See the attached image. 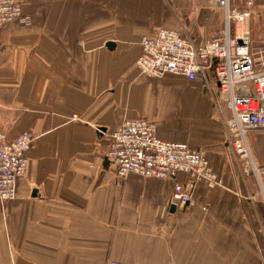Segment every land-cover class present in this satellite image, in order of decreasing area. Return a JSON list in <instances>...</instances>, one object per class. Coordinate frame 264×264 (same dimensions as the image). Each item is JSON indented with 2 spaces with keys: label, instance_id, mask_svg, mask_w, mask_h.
Here are the masks:
<instances>
[{
  "label": "crops",
  "instance_id": "obj_1",
  "mask_svg": "<svg viewBox=\"0 0 264 264\" xmlns=\"http://www.w3.org/2000/svg\"><path fill=\"white\" fill-rule=\"evenodd\" d=\"M22 1L31 22L0 29V128L37 139L17 197L0 201V264H263L261 251L246 248L244 199L252 191L227 141L225 97L210 76L150 78L136 65L142 37L178 30L171 16H185L183 4L202 31L188 19L186 26L206 38L216 2ZM249 28L262 68L264 0H254ZM137 118L156 121L165 139L205 150L221 183L199 184L193 202L172 211L175 183L187 175L119 177L109 133ZM249 135L254 162L264 164V134Z\"/></svg>",
  "mask_w": 264,
  "mask_h": 264
},
{
  "label": "built area",
  "instance_id": "obj_2",
  "mask_svg": "<svg viewBox=\"0 0 264 264\" xmlns=\"http://www.w3.org/2000/svg\"><path fill=\"white\" fill-rule=\"evenodd\" d=\"M214 1L224 10L225 23L207 41L196 43L181 31L161 29L155 35L142 37V53L136 65L141 74L150 78L174 74L193 81L201 75L210 76L232 113L226 122L228 144L242 162L251 160L254 164L248 135L264 130V66L258 67L251 50L249 28L254 0ZM30 22L31 16L23 9L21 0H0V29ZM109 135L108 157L117 167L119 177L188 176L186 181L175 183L170 204L177 208L183 209L193 202L199 184L221 183L205 150L163 138L154 120L126 119ZM36 139L31 130L10 138L0 128V201L17 197L18 181L27 175L29 152Z\"/></svg>",
  "mask_w": 264,
  "mask_h": 264
},
{
  "label": "rangeland",
  "instance_id": "obj_3",
  "mask_svg": "<svg viewBox=\"0 0 264 264\" xmlns=\"http://www.w3.org/2000/svg\"><path fill=\"white\" fill-rule=\"evenodd\" d=\"M187 1V0H185ZM183 1V2H185ZM23 9L24 8V2L21 0ZM204 3H208L205 2ZM210 4V3H209ZM214 9L211 12L212 13V19H213V29L212 32L218 29H221L224 26L225 23V15L224 10L220 7L213 6ZM187 7L183 4V13L185 12L186 15H190L189 12L186 9ZM180 15L178 12L174 11V14L171 16L173 20L177 21V28L180 29L182 33H184L186 36L191 38H197V40H204L209 36H211L212 32H209L210 34L207 35L206 38L202 37V34L198 33H192V30L202 31V26H200V19H197V22L194 20L195 16L190 15L188 16ZM185 19H188V26L185 24ZM178 29V30H179ZM194 36V37H193ZM209 39V38H208ZM184 87L191 88L194 83H185ZM208 84V83H207ZM163 105L165 108H168V104L163 101ZM158 124V123H157ZM254 133H257L258 135L264 134V130H258L254 131ZM250 135H248L249 137ZM260 141V152L264 155V137L259 140ZM254 144L251 141V149L252 154L254 155ZM255 158V157H254ZM256 162V160H254ZM242 179L246 181V187L247 191L250 188L252 191L251 194L247 192L244 199V212H245V218H246V231L252 233V238L249 239L248 243L246 244V248L248 250H255V251H261L262 252V263L264 264V198H263V191L261 186V181L263 183L264 179V164H257L251 161L247 160L242 162ZM250 198V199H249ZM251 200V205H249L247 200ZM251 214V215H250ZM242 248H245L242 246Z\"/></svg>",
  "mask_w": 264,
  "mask_h": 264
},
{
  "label": "water",
  "instance_id": "obj_4",
  "mask_svg": "<svg viewBox=\"0 0 264 264\" xmlns=\"http://www.w3.org/2000/svg\"><path fill=\"white\" fill-rule=\"evenodd\" d=\"M108 46L111 47V48H113L115 46V43L114 42H109L108 43ZM176 208H177L176 205H172L171 210L172 211H175Z\"/></svg>",
  "mask_w": 264,
  "mask_h": 264
}]
</instances>
